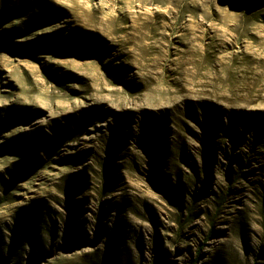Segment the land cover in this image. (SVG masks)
<instances>
[{"label": "rangeland", "instance_id": "obj_1", "mask_svg": "<svg viewBox=\"0 0 264 264\" xmlns=\"http://www.w3.org/2000/svg\"><path fill=\"white\" fill-rule=\"evenodd\" d=\"M0 264H264V0H0Z\"/></svg>", "mask_w": 264, "mask_h": 264}]
</instances>
